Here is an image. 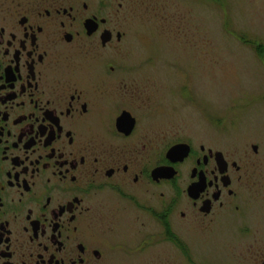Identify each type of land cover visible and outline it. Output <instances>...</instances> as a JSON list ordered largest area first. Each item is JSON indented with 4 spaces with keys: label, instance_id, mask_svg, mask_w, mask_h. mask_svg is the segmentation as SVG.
I'll return each mask as SVG.
<instances>
[{
    "label": "flooded vegetation",
    "instance_id": "flooded-vegetation-1",
    "mask_svg": "<svg viewBox=\"0 0 264 264\" xmlns=\"http://www.w3.org/2000/svg\"><path fill=\"white\" fill-rule=\"evenodd\" d=\"M124 9L0 0V264H264L261 141L172 127L161 70L120 50ZM196 230L234 238L204 254Z\"/></svg>",
    "mask_w": 264,
    "mask_h": 264
},
{
    "label": "rangeland",
    "instance_id": "rangeland-1",
    "mask_svg": "<svg viewBox=\"0 0 264 264\" xmlns=\"http://www.w3.org/2000/svg\"><path fill=\"white\" fill-rule=\"evenodd\" d=\"M118 2L126 14L131 11L120 50H128L129 62L161 70L171 126L180 122L178 130L210 138L228 152L259 140L264 157V53L257 52L264 47V0H136L134 7L129 0ZM179 91L192 94L197 105H183L189 100L179 98ZM189 233L202 253L216 256L228 248L224 240L234 238L227 230ZM230 244L232 254L239 250Z\"/></svg>",
    "mask_w": 264,
    "mask_h": 264
},
{
    "label": "water",
    "instance_id": "water-1",
    "mask_svg": "<svg viewBox=\"0 0 264 264\" xmlns=\"http://www.w3.org/2000/svg\"><path fill=\"white\" fill-rule=\"evenodd\" d=\"M188 155H189L188 147H177L170 150L168 153V157L172 159L174 162L183 161L186 157H188ZM168 173H170L168 176L169 178H173L175 175L171 170ZM191 190H193V188Z\"/></svg>",
    "mask_w": 264,
    "mask_h": 264
},
{
    "label": "trees",
    "instance_id": "trees-1",
    "mask_svg": "<svg viewBox=\"0 0 264 264\" xmlns=\"http://www.w3.org/2000/svg\"><path fill=\"white\" fill-rule=\"evenodd\" d=\"M257 52L262 55L264 53V47L263 46H257Z\"/></svg>",
    "mask_w": 264,
    "mask_h": 264
}]
</instances>
